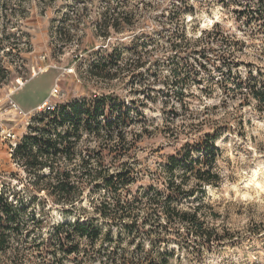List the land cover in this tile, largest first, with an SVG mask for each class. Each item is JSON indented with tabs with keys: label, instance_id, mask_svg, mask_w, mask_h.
<instances>
[{
	"label": "trees",
	"instance_id": "obj_1",
	"mask_svg": "<svg viewBox=\"0 0 264 264\" xmlns=\"http://www.w3.org/2000/svg\"><path fill=\"white\" fill-rule=\"evenodd\" d=\"M176 1L181 0H170L168 6L170 23L182 20L186 12ZM9 2L0 0V14L6 13ZM235 2L236 21L254 22L264 30V0ZM124 6L120 1L112 10L105 9L99 36L122 32L125 24L137 20ZM63 29L58 28V36ZM154 35H134L126 48L131 55L124 58L122 47L107 52L106 46L102 57L87 66L92 78L106 82L127 78L132 94H94L31 113L26 131L11 150L26 183L19 192L0 190V264H170V258L180 259L179 255L202 264L218 248L246 242L239 231L219 225V213L204 202L206 188L220 180L216 142L228 126H214L184 141L153 168L143 167L137 155L138 142L149 131L134 127L144 123L142 109L147 99H153L149 93L162 73L159 56L139 50L156 43ZM162 36L167 46L164 107L187 106L191 88L203 91L209 86L222 91L223 105L233 98L240 105L254 101L264 110L263 72L238 60L243 50L240 38L225 33L218 23L197 35H188L185 27L164 28ZM13 37L0 24V49ZM11 45L10 49L15 47ZM215 71L221 76L214 78ZM6 73L0 59V86ZM166 129L173 133L170 125ZM205 208L211 209V222Z\"/></svg>",
	"mask_w": 264,
	"mask_h": 264
},
{
	"label": "rangeland",
	"instance_id": "obj_2",
	"mask_svg": "<svg viewBox=\"0 0 264 264\" xmlns=\"http://www.w3.org/2000/svg\"><path fill=\"white\" fill-rule=\"evenodd\" d=\"M9 1L6 13L0 14L5 33L14 35L8 42L10 45L0 49V59L9 70L0 86V130L13 133L15 138H3L0 134V190L19 192L26 183L25 173L11 158V142L18 141L24 134L35 110L26 111L42 100L53 105L94 94L115 92L121 97L132 94L127 78L111 82L92 78L86 72L87 66L102 57L106 46L107 52L113 46L122 47L124 58L131 55L126 48L134 35L155 33L158 41L139 49L159 56L158 66L162 72L154 91L149 93L153 99H147V106L142 109L144 123L134 127L135 131L142 126L149 131L138 142L137 155L142 166L153 168L155 162L173 153L184 141L196 139L214 126H228L229 130L216 142L220 149L217 160L220 180L217 186L206 188L204 202L219 213V225L239 231L246 242L241 247L218 248L208 254L202 264H264V110L255 107L254 101L240 105L238 99L233 98L223 105L222 91L209 86L203 91L191 88V94L185 99L189 102L187 106L169 104L164 107V54L167 53L162 36L164 28L185 27L188 35H197L200 30L218 23L225 33L234 34L243 41L238 60L251 63L253 70L260 67L264 77V30L257 29L254 22L246 25L242 19L235 20L233 9L239 3L235 0L176 1L175 5H184L186 12L182 20L170 23L166 18L168 6L172 4L170 0ZM120 1L137 20L125 24L122 32L111 30L104 39L97 28L103 12L120 5ZM59 27L65 30L61 37L58 36ZM11 42L15 44L12 49ZM42 69L45 70L41 72ZM238 69L244 74L243 67ZM212 75L214 78L221 76L216 71ZM209 90L211 95L207 96ZM10 99L25 115L9 108ZM168 111H175L178 116L173 117ZM165 125H170L173 133H168V129L164 131ZM210 211L209 208L203 210L209 222L212 221ZM51 214L59 218L54 208ZM255 224L259 228L254 227ZM254 229L259 231L253 233ZM178 257L181 258L171 257L170 264H194L186 255Z\"/></svg>",
	"mask_w": 264,
	"mask_h": 264
},
{
	"label": "built area",
	"instance_id": "obj_3",
	"mask_svg": "<svg viewBox=\"0 0 264 264\" xmlns=\"http://www.w3.org/2000/svg\"><path fill=\"white\" fill-rule=\"evenodd\" d=\"M25 82H26V81H24V82H20L19 85H18V87L15 88V90L18 89L20 86H22ZM48 106H51V105L49 104V101H48V100H45V101L42 102L40 108H42V107H48ZM9 108L14 109V110H17L18 113H21V114H24V115H25V112L22 111V110L17 106V104H16L15 102H13L11 99H10V106H9ZM1 110H2V109L0 108V111H1ZM4 110H6V108H5ZM0 113H1V112H0ZM0 134H1V137H3V138H5V137H7V138H11V139L15 138L14 135H13V133L11 134V132H9V131L4 132V130H0ZM16 141H17V140H16ZM16 141H15V139H14V141L11 142L12 147L15 146Z\"/></svg>",
	"mask_w": 264,
	"mask_h": 264
},
{
	"label": "crops",
	"instance_id": "obj_4",
	"mask_svg": "<svg viewBox=\"0 0 264 264\" xmlns=\"http://www.w3.org/2000/svg\"><path fill=\"white\" fill-rule=\"evenodd\" d=\"M42 102H43V100L40 101L39 103H37L36 105H34L33 107L29 108V109L26 111V113H30V112H32L33 110H36V108L39 109V108L41 107ZM34 108H35V109H34Z\"/></svg>",
	"mask_w": 264,
	"mask_h": 264
},
{
	"label": "bare ground",
	"instance_id": "obj_5",
	"mask_svg": "<svg viewBox=\"0 0 264 264\" xmlns=\"http://www.w3.org/2000/svg\"><path fill=\"white\" fill-rule=\"evenodd\" d=\"M44 70H45V69H42L41 72L44 71ZM34 73H35V72H34ZM35 74H36V73H35Z\"/></svg>",
	"mask_w": 264,
	"mask_h": 264
}]
</instances>
